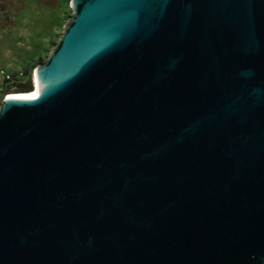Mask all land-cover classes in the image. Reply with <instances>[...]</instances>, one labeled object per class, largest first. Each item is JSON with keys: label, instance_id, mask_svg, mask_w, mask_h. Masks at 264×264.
Listing matches in <instances>:
<instances>
[{"label": "water", "instance_id": "obj_1", "mask_svg": "<svg viewBox=\"0 0 264 264\" xmlns=\"http://www.w3.org/2000/svg\"><path fill=\"white\" fill-rule=\"evenodd\" d=\"M70 8L0 104V264H264V0Z\"/></svg>", "mask_w": 264, "mask_h": 264}, {"label": "rangeland", "instance_id": "obj_2", "mask_svg": "<svg viewBox=\"0 0 264 264\" xmlns=\"http://www.w3.org/2000/svg\"><path fill=\"white\" fill-rule=\"evenodd\" d=\"M70 5L71 0H0V104L11 75L23 79L25 67L43 63L52 52L72 17Z\"/></svg>", "mask_w": 264, "mask_h": 264}, {"label": "trees", "instance_id": "obj_3", "mask_svg": "<svg viewBox=\"0 0 264 264\" xmlns=\"http://www.w3.org/2000/svg\"><path fill=\"white\" fill-rule=\"evenodd\" d=\"M37 66V65H36ZM36 66H27L24 68L21 75L24 77L19 78L18 74H12L11 75V81H13L11 84L6 85V89H4V94H11V93H28L31 92L34 88L33 84V70L36 68ZM24 80V81H22ZM8 82V81H7Z\"/></svg>", "mask_w": 264, "mask_h": 264}, {"label": "bare ground", "instance_id": "obj_4", "mask_svg": "<svg viewBox=\"0 0 264 264\" xmlns=\"http://www.w3.org/2000/svg\"><path fill=\"white\" fill-rule=\"evenodd\" d=\"M33 83L35 85V91L34 92H32L30 94H26L25 93V94L11 95V96H7V98H9V97H16V96H24V95H32V94L36 93V91H37L36 72H34V74H33Z\"/></svg>", "mask_w": 264, "mask_h": 264}, {"label": "built area", "instance_id": "obj_5", "mask_svg": "<svg viewBox=\"0 0 264 264\" xmlns=\"http://www.w3.org/2000/svg\"><path fill=\"white\" fill-rule=\"evenodd\" d=\"M8 79V77H6Z\"/></svg>", "mask_w": 264, "mask_h": 264}]
</instances>
